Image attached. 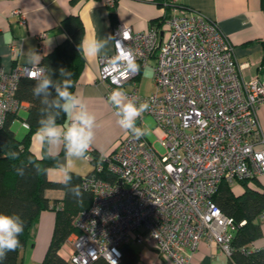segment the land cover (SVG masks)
<instances>
[{
	"label": "built area",
	"instance_id": "built-area-1",
	"mask_svg": "<svg viewBox=\"0 0 264 264\" xmlns=\"http://www.w3.org/2000/svg\"><path fill=\"white\" fill-rule=\"evenodd\" d=\"M107 3L114 6L115 0ZM165 4L162 27L112 28L114 51L98 58L97 76L109 89L149 103L136 123L143 128L150 114L164 151L145 135L137 139L125 131L111 152L92 163L81 179L92 201L73 218L68 264L99 257L116 264L122 244L145 239L173 264H189L202 239L230 255L236 225L212 196L223 181L233 185L264 175V130L257 117L264 80L257 74L243 77L230 39L215 21L178 0ZM12 14L23 20L22 10ZM151 57L154 90L142 95L137 75ZM43 72L39 63L10 70L0 64V128L7 116L26 107L15 95L19 80Z\"/></svg>",
	"mask_w": 264,
	"mask_h": 264
},
{
	"label": "crops",
	"instance_id": "crops-1",
	"mask_svg": "<svg viewBox=\"0 0 264 264\" xmlns=\"http://www.w3.org/2000/svg\"><path fill=\"white\" fill-rule=\"evenodd\" d=\"M178 1L188 8L203 13L208 19L218 24L221 32L229 37L232 43L244 78L248 79L257 74L264 80V63H262V58H264L262 57L264 56V44H262L264 41V10L260 9V0ZM114 5L115 19H112L109 15L112 6L108 5L107 0H0V64L5 70H10L14 65L39 63L43 53L51 50L66 37L60 23L61 19L69 14L77 15L82 21L81 43L92 39H107L106 47L101 55L88 56L82 52L85 59L84 68L74 87V94L82 99L88 111L96 117L95 136L91 149L97 151L99 155L111 152L126 131L117 124L118 117L108 100L110 92L116 88L109 89L106 83L97 78L100 68L98 58L113 54L114 51L112 28L115 25L124 24L135 31H143L150 25L159 23L168 12L165 0H115ZM13 9L23 11V20L20 21L17 15L12 14ZM42 33L45 35L40 36ZM39 44L43 46L42 50ZM30 49L39 54L35 63L28 61L26 54ZM149 61L153 63L151 65L153 66L155 57H151ZM148 62L146 65L149 64ZM144 68L137 75V88ZM129 87L130 85L127 84L123 86V89ZM27 105L28 102L22 110L26 111ZM259 106L257 117L261 130H264V103ZM70 120H72L71 116H66L65 122L60 126L66 129ZM144 123L143 118V126ZM154 128L155 126L151 129L153 135ZM30 142L32 152L40 157L42 143L36 137V132L32 134ZM61 147L62 144L47 147L49 153L58 154L55 165L48 168L46 172L47 178L52 181H64L63 168L67 161L65 151L59 153ZM67 166L70 167V172L84 176L90 172L92 163L88 160L74 163L69 161ZM248 185L258 190L264 189V175L260 174L253 178ZM231 186L235 193L243 190L238 182ZM44 190V196L50 203L62 200L65 194L61 188ZM261 215L262 235L249 244V249L264 248V213ZM55 219L56 214L50 208L43 209L38 214L32 226L30 240L19 250L20 264H40L51 240ZM72 236L73 231L58 248L59 255L64 259H68L72 252ZM135 244L139 246L138 249L134 246L139 253L138 264H173L168 258L158 254L153 240L145 239L142 243ZM228 261L229 255L222 253L216 245L202 239L198 248L191 253L189 264H228Z\"/></svg>",
	"mask_w": 264,
	"mask_h": 264
},
{
	"label": "trees",
	"instance_id": "trees-1",
	"mask_svg": "<svg viewBox=\"0 0 264 264\" xmlns=\"http://www.w3.org/2000/svg\"><path fill=\"white\" fill-rule=\"evenodd\" d=\"M114 6L109 11L112 19H115ZM260 9L264 10V0H260ZM162 23L163 19L156 26L160 27ZM60 25L66 37L51 50L43 53L39 64L54 81L63 79L60 77L59 69L68 70L71 73L73 85L69 90L74 93L77 78L84 68L85 62L84 55L80 52L83 25L81 19L75 14H69L62 18ZM262 63H264V58H262ZM18 83L15 95L18 99L28 102L26 116L23 119L28 127L25 128L26 133L23 137L16 138L14 131L10 128V124L17 117V114H14L7 116L6 122L0 128V213L18 214L24 220V231L19 236L21 246L15 251L8 252L7 258L0 264H20L19 250L30 240L32 226L36 222L38 214L46 208L55 212L56 219L51 240L40 264H68L67 259L59 255L58 248L67 240L69 233L75 230L73 218L80 210L90 206L92 195L82 188V176L73 172H71V184L79 186L82 193V198L79 200L68 191L64 181H52L47 178L46 172L48 168L55 165L58 154L49 153L47 147L42 144L41 156L38 157L30 148L31 136L39 127L38 122L42 116L41 109H44L45 105H42L40 99L33 95L32 89L36 79L24 77ZM51 91L52 96L48 98L50 101L55 99V89H51ZM48 111L54 114L58 110L49 108ZM65 119L64 113L60 112V115L57 116V123L63 125ZM90 151L89 161L93 163L99 157V153L92 149ZM10 152H16L18 158L11 159ZM63 152L62 145L59 153ZM35 164L40 166L39 171L36 170ZM17 166L24 168L23 177L17 175L15 171ZM102 175L108 179L114 178L107 173ZM249 181V179L237 181L243 188L240 193H235L232 186L223 181L212 196V200L220 207L222 213L232 217L236 225V230L231 238L232 250L228 264H264V248L249 249L248 247L252 241L262 235L261 214L264 213V189L258 190L249 186ZM46 188L63 189L65 192L63 199L55 200L53 203L48 202L44 196ZM57 205L59 208H56ZM139 261V253L134 246L129 243L121 245V257L116 264H138ZM90 264L112 263L99 257Z\"/></svg>",
	"mask_w": 264,
	"mask_h": 264
},
{
	"label": "clouds",
	"instance_id": "clouds-1",
	"mask_svg": "<svg viewBox=\"0 0 264 264\" xmlns=\"http://www.w3.org/2000/svg\"><path fill=\"white\" fill-rule=\"evenodd\" d=\"M107 39H92L82 42L80 52L88 56H99L104 51ZM29 63H35L39 54L34 50H29L26 54ZM131 67V65H130ZM60 79L54 81L50 74L44 70L43 74L35 77L36 83L33 86V95L40 99V103L45 105L41 109L42 116L39 120V127L36 131V137L46 147L54 145H63L65 157L68 162L86 161L90 151L96 127V117L89 112L82 99L71 92L69 89L73 86L71 82V73L61 68L59 69ZM51 89H55V99L49 100L52 96ZM110 104L118 117L117 124L120 128L130 132L135 138L146 134V130L137 126V120L150 109L147 101L138 102L137 98L129 97L120 88L113 89L108 97ZM49 108L57 109L54 114L48 111ZM63 112L65 116H71L72 122L66 129L57 123V116ZM9 157L13 160L18 158L16 152H10ZM64 166V184L68 191L78 200L82 198V193L78 185H72V175L70 167ZM36 170L40 166L35 164ZM17 175L23 177L25 170L23 167L15 168ZM24 231V220L18 214L0 213V262L7 258V253L15 251L21 246L19 236Z\"/></svg>",
	"mask_w": 264,
	"mask_h": 264
},
{
	"label": "rangeland",
	"instance_id": "rangeland-1",
	"mask_svg": "<svg viewBox=\"0 0 264 264\" xmlns=\"http://www.w3.org/2000/svg\"><path fill=\"white\" fill-rule=\"evenodd\" d=\"M149 64L145 66V68L142 70L141 72V77L138 81V88H139V92L141 94H146L147 92H151L154 90L153 85V80H152V64L151 61L148 62ZM26 116V111L25 110H19L18 111V116L16 118H14V121L10 124V128L12 131H14V134L16 136V138L20 139L21 137H23V135L26 133V129L22 126V120L25 118ZM144 126L143 129L146 130V134L145 136L150 140V141H154V145L155 147L160 151L163 152L164 151V147H162L160 145V143L157 141L156 142V136H154L151 132V129L155 126L154 124V120L153 117L150 114H147L144 116ZM91 163V162H90ZM130 244L132 246H135L137 249L139 246H137L135 244V242L133 240L130 241Z\"/></svg>",
	"mask_w": 264,
	"mask_h": 264
}]
</instances>
